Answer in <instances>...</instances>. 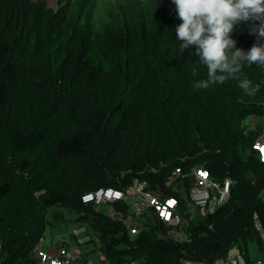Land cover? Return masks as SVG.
I'll list each match as a JSON object with an SVG mask.
<instances>
[{
	"label": "trees",
	"instance_id": "obj_1",
	"mask_svg": "<svg viewBox=\"0 0 264 264\" xmlns=\"http://www.w3.org/2000/svg\"><path fill=\"white\" fill-rule=\"evenodd\" d=\"M24 8L25 0H0V264H31L54 206L96 234L102 264H213L235 247L244 264L264 262L256 228L257 219L264 230V162L252 147L260 134L242 127L249 115L264 118V69L242 70L260 86L254 96L235 80L194 89L207 70L195 47L180 49L172 0H151L149 17L107 29L100 43L52 25L24 29ZM15 26L20 37H5ZM232 38L245 51L256 42L246 24ZM198 165L218 181L231 178L230 196L212 213L198 211L186 239L168 234L153 212L130 234L116 218L126 204L106 213L81 201L86 191L138 179L179 198L185 213L190 180L170 177Z\"/></svg>",
	"mask_w": 264,
	"mask_h": 264
},
{
	"label": "built area",
	"instance_id": "obj_2",
	"mask_svg": "<svg viewBox=\"0 0 264 264\" xmlns=\"http://www.w3.org/2000/svg\"><path fill=\"white\" fill-rule=\"evenodd\" d=\"M254 115L247 118L250 123L243 122L244 130H255L256 122L252 121ZM253 149L261 162H264V135H259L252 142ZM189 178L190 186L188 188V205L185 213L182 212L180 200L176 196H165L158 191L148 187L145 180L135 179L125 188H116L111 186H100L95 189L84 192L81 195V201L85 204L91 203L95 207L107 205L114 202H122L128 206L125 215H118L130 234H135L140 230L141 219L145 218L147 213H154L157 222L167 226L168 234L178 239H186L188 237L187 226L189 220H192L197 213H212L218 206L223 204L230 196L231 178L226 177L221 181L214 179L209 170L201 165L192 167L190 172H182L180 168L172 171L170 181L171 184L177 176ZM181 181V180H180ZM182 182H180L181 184ZM175 186V182L173 183ZM199 211V212H198ZM185 214H188L185 216ZM256 214L254 218L256 219ZM256 228L260 231L264 240V230L256 219ZM71 236L74 238V245L68 240H59L53 251L43 249L41 237L35 250L45 264H97L91 258H86L85 262H81L85 257L84 250L86 244L97 240L96 237L88 232L84 223L76 224L71 230ZM243 252L237 247L233 248L225 258L217 259L213 264H239ZM98 258L100 254L98 253ZM250 264H264L261 259H254Z\"/></svg>",
	"mask_w": 264,
	"mask_h": 264
},
{
	"label": "clouds",
	"instance_id": "obj_3",
	"mask_svg": "<svg viewBox=\"0 0 264 264\" xmlns=\"http://www.w3.org/2000/svg\"><path fill=\"white\" fill-rule=\"evenodd\" d=\"M177 18L176 39L182 50L195 47V56L206 67L205 79L194 89L237 81L238 87L254 96L260 86L243 76L245 66L264 69V0H172ZM241 24L248 26L256 42L247 51L238 48L232 33ZM196 75L195 69L192 72Z\"/></svg>",
	"mask_w": 264,
	"mask_h": 264
},
{
	"label": "rangeland",
	"instance_id": "obj_4",
	"mask_svg": "<svg viewBox=\"0 0 264 264\" xmlns=\"http://www.w3.org/2000/svg\"><path fill=\"white\" fill-rule=\"evenodd\" d=\"M151 10V0H25V8L19 14L25 22L24 29L52 25L66 32L72 39L83 32L92 40L100 43L107 29H113L119 24L131 23L136 18L145 20L151 15ZM4 20L2 18L1 25ZM21 30L22 27L20 26L10 27L3 30V34L7 38H19ZM252 121L257 124L255 130H258L260 135H264V118L255 117ZM244 122L250 123L251 121L245 118ZM107 208L108 206H104L103 209L106 210ZM55 213H61L63 220L59 218L57 220L54 216ZM76 217L77 214L74 211L54 206L47 214L49 221L45 233L47 244L50 246L54 231L71 234L72 228L77 224L75 222ZM92 234L97 240L86 244L87 247H91V249L86 250V255L90 250L93 251V247L96 251L101 252L100 248L98 249L100 246L98 237L95 233ZM71 240L73 241L74 238L72 237ZM52 247L51 245L50 248L47 247L46 249L54 252ZM100 255L103 257V254L100 253ZM28 261L31 264H45L35 249L28 255ZM186 263L188 262L184 261L182 264ZM239 264H244L243 257H241Z\"/></svg>",
	"mask_w": 264,
	"mask_h": 264
},
{
	"label": "crops",
	"instance_id": "obj_5",
	"mask_svg": "<svg viewBox=\"0 0 264 264\" xmlns=\"http://www.w3.org/2000/svg\"><path fill=\"white\" fill-rule=\"evenodd\" d=\"M105 206H107V205H105ZM106 211V213H108L107 212V209L105 210ZM85 224V223H84ZM86 226H87V224H86ZM87 229L89 230V228H88V226H87ZM54 230V229H53ZM45 233H46V231H45ZM69 232H60V233H56L55 231H54V235H53V237H52V240H51V242H50V246L47 244V242H46V237H45V234H44V242H42V248L43 249H46L47 247H51V245L53 246L51 249L53 250V248L56 246V244H57V242L59 241V240H68L70 243H72L73 245H74V240L72 241L71 240V238H72V236H71V234H68ZM90 234H92V232L90 231L89 232ZM64 234V235H63ZM93 235V234H92ZM86 247H87V245H86ZM88 249H91V247H87V248H85L84 250H88ZM46 250H48L49 251V249H46ZM91 251V250H90ZM87 252V255L85 254V257L86 258H88V259H92V260H94L97 264H102V263H100V258H101V256H100V258H98L97 257V254H96V252H94V253H92V252ZM81 262H83V260H81ZM188 263H186V264H196V263H194V262H192V261H187ZM197 264H201V263H197Z\"/></svg>",
	"mask_w": 264,
	"mask_h": 264
}]
</instances>
